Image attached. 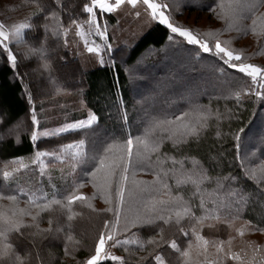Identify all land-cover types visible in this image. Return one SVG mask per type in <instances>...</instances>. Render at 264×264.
<instances>
[{
	"label": "snow or ice",
	"instance_id": "snow-or-ice-1",
	"mask_svg": "<svg viewBox=\"0 0 264 264\" xmlns=\"http://www.w3.org/2000/svg\"><path fill=\"white\" fill-rule=\"evenodd\" d=\"M65 2L36 0L32 17L16 22L0 19V57L16 70L13 75L23 85L28 105L25 131L33 149L27 161L24 156H13L0 167V264H30L32 254L25 252V247L35 248L38 241H59L63 256L71 257L75 264H104L107 260L133 264L130 257L136 253H130V249L145 253L138 257V264H170L166 259L168 250L177 256V264H264V244L247 240L234 248L237 237L243 240L249 232L264 233V161L259 165L250 163V157L256 156L250 150L257 149L249 135L251 121L227 134L217 127L215 136L227 135L232 144L230 170L225 171L223 165L228 153L211 157L215 165L205 167L202 160L184 152L191 141H199L212 127L213 118L217 124L225 118L219 109H212L211 102L194 104L189 96L184 98L187 108L178 109L179 115L167 111L156 116L146 113L140 120L143 131L133 135L132 116L121 93L114 97L119 135L113 131L98 141L101 117L91 108L82 118L65 117L55 127H44L33 92L24 82L25 74L18 71L21 60L39 56L43 61L41 69L47 70L51 79L49 38H54L57 46L70 48V33L83 41L84 50L94 54L100 65H105V54L111 53L113 46L108 42L107 20L101 22L98 14L127 9L128 15H144L149 24L158 22L165 26L170 43L191 46L199 58L207 54L216 61V71L221 76L229 70L241 74L240 82L230 89L237 110L227 109L226 118L242 123L245 97L264 101V65L248 62L244 47H233V40L250 32L257 47L264 50V11H260L264 0H209L207 4L195 5L225 21V31H236L237 36L223 40L219 29L200 33L178 23L170 5L163 0H76L73 8L87 18L81 21L79 16L68 14L67 26L62 19L67 12ZM41 19L43 23L33 22ZM245 20L250 23L244 24ZM38 29L43 35L39 47H33L26 40V30ZM92 36L100 42L89 39ZM21 44L23 50L18 47ZM51 83L56 92L65 91L56 79H51ZM259 115L264 123V111ZM9 120L11 117L0 115V128ZM20 127L17 124L7 129L17 143L21 142ZM136 130L139 131L138 126ZM3 142L0 135V144ZM45 142L54 146L42 148ZM168 143L171 148L165 151ZM258 151L264 155V136L259 140ZM53 164L63 165L58 176L53 175ZM29 172L38 173L39 179L33 182L31 176L25 177ZM139 172H150L152 179L141 178ZM86 183L92 186L91 195L81 190ZM97 197L104 206L93 204ZM77 206L86 207L100 220L91 251L83 260L76 259L81 240L76 236L74 222L84 214L75 210ZM246 213L253 219L243 220ZM45 218L46 226H42ZM239 220L243 223L236 226ZM221 225L229 230L224 238ZM168 228L175 229L170 238L166 236ZM205 229H216L219 234L210 237ZM142 231L153 235L143 239L139 235ZM116 247H122L129 258L110 251ZM36 258L39 260V252ZM59 264H63L62 258Z\"/></svg>",
	"mask_w": 264,
	"mask_h": 264
},
{
	"label": "trees",
	"instance_id": "trees-1",
	"mask_svg": "<svg viewBox=\"0 0 264 264\" xmlns=\"http://www.w3.org/2000/svg\"><path fill=\"white\" fill-rule=\"evenodd\" d=\"M163 2L170 5L173 18L178 23L191 27L200 33L210 29H219L222 40L237 36L234 29L225 31V21L212 16L206 8L195 6L207 4L209 0H193V3L188 4L184 0H163ZM75 3L76 0H66L65 2L67 12L62 14L65 26H67L68 14H72L73 18L79 16V9L73 8ZM35 4L36 0H0V19L7 21L24 13H28V18H30L36 11ZM174 8H179L180 11L177 12ZM260 11H264V5L261 6ZM133 17L127 14V10L123 13L118 11V13L107 15L98 14V20L101 22L107 20L108 23V42L113 46L112 52L108 56L111 61L109 64L100 65L93 62L90 58H85L91 57L96 60L94 54L87 53L83 46H80V38L73 33L69 34L70 48L57 46L54 38H49L47 58L52 62L51 79H56L58 85L64 88L65 91H55L48 71L40 67L43 61L39 56L20 61L18 71L25 74L24 82L30 86L33 92L34 104L41 123L44 126H49V128L50 124L55 127L58 123L63 122L65 117L82 118V114H86L87 109L91 108L101 117L97 134L98 141L103 140L105 136L113 131H116V135H119V131H117L119 126L115 121L114 97L122 93L132 116L133 135H139L143 131L144 125L140 122L134 125V115L138 113L145 117L147 113L151 116H156L165 111L169 113L175 112L176 115H179L178 109L184 110L188 106V101L184 98L190 96L191 102L194 104L209 105L211 102L212 109H219L225 118L219 124L213 118L210 122L212 127L206 130L199 141H191L186 147L184 154L196 156L204 162L205 167H213L215 161L211 160V157L220 153H228L223 165L225 171L230 170L228 165L232 159V144L229 142L227 135L217 138L215 129L219 127L223 133L227 134L230 129L234 130L248 125L251 121L249 133H260V139L264 136V123L260 120L259 115L260 112L264 111V101H257L254 96L251 98L245 97L242 108V123L229 121L226 118L227 109L237 110L235 101L230 95V89L240 82L241 74H237L235 70H229L226 76H221L216 71L217 64L214 59L208 57L207 54H205L204 58L196 57L195 53L191 51V46L170 43L167 40L165 26L158 25V22L155 24H143L140 31H133L132 27H136L137 23ZM190 17L193 19L192 22H190ZM86 18V15L79 16L81 21ZM33 22L43 23L42 19ZM243 23L248 24L250 21L245 20ZM116 28L120 29L119 33L121 34H117ZM42 35V29H38L35 32L26 30V40L33 47H39ZM242 46L248 62L264 65V50L257 47L250 32L241 34L238 40H233V47L241 48ZM13 47L14 49L17 47L15 43H13ZM18 47L21 50L24 49L23 44ZM171 49L176 52L174 57H170ZM67 58H69L71 63L65 67L61 64V59ZM183 60H186L187 63L181 66ZM113 61L115 66H112ZM169 65H172L175 69L174 71L177 70V72H172L173 76L167 79L166 83L153 86V82L157 81L159 83L163 81V70H166ZM139 66L144 68L143 73L135 77L133 76V70H140ZM14 71L16 70L11 69V66L5 63L3 57H0V107L4 109V112L0 113V115L11 117V120L5 124L4 128H0V135L4 137V142L0 144V167L5 162L10 161L13 156H24L27 161L33 150L29 134H26L25 131L28 123L25 117V113L28 111L27 99L22 90L23 85L13 75ZM78 72L82 73V80L80 79L79 86L71 87L66 81L60 79V75H66L71 78ZM117 79L119 83H117ZM177 85L178 88L173 91V88L177 87ZM204 85L209 88L204 89L202 87ZM225 96L228 98L225 99ZM148 101L153 103L151 107L148 105ZM134 104L136 105L135 111L133 110ZM110 112L112 113L111 117L109 116ZM49 117L53 118L47 122V125L46 121ZM17 124H21L18 130L21 140L19 143L16 142L15 135L9 136L7 133L9 127H15ZM137 126L139 131L136 130ZM156 135L159 136L160 133L157 132ZM53 146L54 143L45 142L41 144L42 148ZM170 148L171 144L168 143L164 150L168 151ZM258 148L259 144H257V149L250 150L256 152V156L250 157L251 164L259 165L264 161V155L259 153ZM51 167L53 175L58 176V169L63 167V165L53 164ZM236 171L239 172V169L237 168ZM28 176L32 177L33 182L39 179L38 173L35 175L31 172L26 173L25 177ZM138 176L147 180L152 179L150 172H139ZM54 182L59 186L58 181ZM81 190L88 195H91L93 191L91 184L88 183ZM92 202L96 207L104 206V201L99 197ZM21 206H23V198L21 199ZM75 210L84 213L82 217H78L74 222L76 236L81 240V247L76 252V259L83 260L91 251L97 229L100 226V220L86 207L77 206ZM247 219H253V216L250 213H246L243 220ZM243 220L237 221L236 226L243 223ZM253 222L255 223V220ZM42 226H46V218ZM219 228L220 233H223L221 238H224L229 230L222 225ZM174 231V228L166 229V236L170 238ZM205 234L211 237L219 233L216 232V229H205ZM232 234L235 235L234 232ZM139 235L143 239H147L153 233L142 231ZM247 240L264 244V233L249 232L243 240L237 237L234 241V248L243 246V243ZM110 249L116 255L129 258V253H125L122 247ZM168 251L169 255L166 259L169 260L170 264H177V256L172 254L171 250ZM25 252L32 254L30 264H40L41 260L43 264H59L61 258L63 264H75L71 257L63 256L59 241H38L35 248L25 247ZM37 252H39V260L36 258ZM131 252L136 253L135 256L130 257L133 264H138V257L145 255L143 251L135 249H130ZM104 264H113V262L107 260Z\"/></svg>",
	"mask_w": 264,
	"mask_h": 264
},
{
	"label": "rangeland",
	"instance_id": "rangeland-1",
	"mask_svg": "<svg viewBox=\"0 0 264 264\" xmlns=\"http://www.w3.org/2000/svg\"><path fill=\"white\" fill-rule=\"evenodd\" d=\"M158 2H160V0H158ZM184 2L185 3H193V0H184ZM174 10L175 11H180V9L179 8H174ZM121 11V13H123V12H125L126 11V9H124V10H120ZM28 16H29V14L28 13H24V14H22V15H19V16H14V17H12V19H9V20H7V22H16V21H18V20H20V19H26V18H28ZM192 16V15H191ZM133 18H135V20H136V27H132V30L133 31H140V29H141V27H142V25L143 24H147L148 23V18L146 17V16H144V15H142L140 18H136V17H133ZM192 17H190V22H192ZM117 29V28H116ZM85 31L87 32V25H85ZM117 31V34L120 32V29H117L116 30ZM119 34H121V33H119ZM89 39H94V40H96V42L97 43H99L100 41H99V39L97 38V37H95V36H92V37H89ZM80 46H83V41L81 40L80 41ZM109 54L110 53H107V54H105V61H106V63L105 64H109V63H111V61L108 59V56H109ZM175 54H176V52L175 51H173L172 49H171V51H170V57H174L175 56ZM85 57V56H84ZM85 58H90L91 60H93V62H95V63H97V64H99L98 62H97V58H96V60H95V58L93 59V58H91V57H85ZM79 59H80V57H79ZM65 60H67V61H70L69 60V58H67V59H61V64L63 65V66H69L70 65V63H71V61L69 62V63H65ZM82 61V60H81ZM187 63V61L186 60H183V62H182V64H181V66L182 65H184V64H186ZM141 64H143V63H141ZM84 65H86V64H84ZM180 66V67H181ZM139 69L140 70H133V76H135V77H137V76H139L140 75V73H143V70H144V68L142 67V66H139ZM175 69H174V67H172V65L170 66L169 65V67L166 69V70H163V81H160L159 83L157 82V81H155V82H153L152 84H153V86H158L159 84L161 85L162 83L164 84V83H166L167 82V79H169L170 77H172L173 76V73H176L177 72V70L176 71H174ZM173 72V73H172ZM60 79L62 80V81H66L68 84H70V86L71 87H75V86H79L80 85V81L82 80V73H76L73 77H67L66 75L64 76V75H60ZM81 79V80H80ZM181 85H183V84H181ZM180 85V86H181ZM185 86V85H184ZM204 89H208L209 87L208 86H206V85H204V86H202ZM178 88V85H177V87H174L173 88V91H175L176 89ZM203 90V89H202ZM145 95V94H144ZM145 97V96H144ZM143 97V98H144ZM148 105L151 107L152 105H153V103H151V101H148ZM141 117H144V116H141V115H139L138 113L136 114V115H134V117H133V124L134 125H136L138 122H140V120H141ZM51 118H53V117H49L48 119H47V121H46V123L50 120H52ZM146 119V118H145ZM20 122H23L22 120H20ZM47 125H48V123H47ZM52 124H50V128H52ZM44 127H47V126H44ZM48 128H49V126H48ZM249 135L250 136H252L253 138H254V141L256 142V144H259V136H260V133L258 134H250L249 133ZM110 251L111 252H113L114 253V251L112 250V249H110ZM115 254V253H114ZM116 255V254H115Z\"/></svg>",
	"mask_w": 264,
	"mask_h": 264
},
{
	"label": "crops",
	"instance_id": "crops-1",
	"mask_svg": "<svg viewBox=\"0 0 264 264\" xmlns=\"http://www.w3.org/2000/svg\"><path fill=\"white\" fill-rule=\"evenodd\" d=\"M127 10V9H126Z\"/></svg>",
	"mask_w": 264,
	"mask_h": 264
}]
</instances>
